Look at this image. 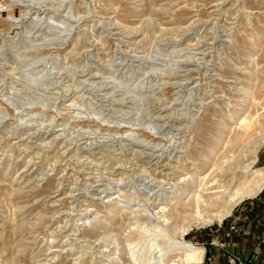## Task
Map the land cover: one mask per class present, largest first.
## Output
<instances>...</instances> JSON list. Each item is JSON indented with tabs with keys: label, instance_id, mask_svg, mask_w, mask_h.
I'll list each match as a JSON object with an SVG mask.
<instances>
[{
	"label": "rangeland",
	"instance_id": "rangeland-1",
	"mask_svg": "<svg viewBox=\"0 0 264 264\" xmlns=\"http://www.w3.org/2000/svg\"><path fill=\"white\" fill-rule=\"evenodd\" d=\"M263 170L264 0H0V264H199Z\"/></svg>",
	"mask_w": 264,
	"mask_h": 264
},
{
	"label": "crops",
	"instance_id": "crops-1",
	"mask_svg": "<svg viewBox=\"0 0 264 264\" xmlns=\"http://www.w3.org/2000/svg\"><path fill=\"white\" fill-rule=\"evenodd\" d=\"M199 264H264V196L238 206L222 224L199 236ZM236 256V261L229 259Z\"/></svg>",
	"mask_w": 264,
	"mask_h": 264
},
{
	"label": "bare ground",
	"instance_id": "bare-ground-1",
	"mask_svg": "<svg viewBox=\"0 0 264 264\" xmlns=\"http://www.w3.org/2000/svg\"><path fill=\"white\" fill-rule=\"evenodd\" d=\"M257 114V113H256ZM255 116V115H254ZM245 120V119H244ZM243 120V121H244ZM257 121V120H256ZM251 128V127H250ZM248 130H244L243 132H239L235 134V140L241 141L244 139V137L247 136ZM249 138V137H248ZM246 142V141H245ZM238 158V157H237ZM237 160V159H236ZM218 163V162H217ZM218 166V165H217ZM240 166V165H239ZM228 169V168H227ZM246 169V168H245ZM239 170V169H238ZM247 170V169H246ZM223 172V171H222ZM221 172V173H222ZM228 172V170H227ZM234 173V172H233ZM246 173V172H245ZM244 171L239 174L236 172L234 174V178L227 179L223 184L216 187L217 193L221 196L223 194H226V192L232 187L237 178L244 176ZM255 175V174H254ZM207 176V175H205ZM204 176V178H205ZM212 180V179H211ZM215 180V179H214ZM217 180V179H216ZM224 181V180H223ZM216 182V181H213ZM212 182V183H213ZM208 184V183H207ZM218 185V184H217ZM264 185V170L263 171H256V175L254 179H249L245 182H240L237 186H235L234 191L229 193V197L227 199L228 204H231L233 202H236L239 198L244 196H251L252 194L256 193L261 189V187ZM228 194V193H227ZM197 199L195 200V207L197 211H200V198L201 195H197ZM238 202V201H237ZM185 203V202H184ZM193 205V204H192ZM221 217V216H220ZM219 217V218H220ZM184 245L188 248V252L184 253V258L182 257L181 260H186L187 263L190 261H195L198 257L199 250L193 245L191 242H184Z\"/></svg>",
	"mask_w": 264,
	"mask_h": 264
},
{
	"label": "built area",
	"instance_id": "built-area-1",
	"mask_svg": "<svg viewBox=\"0 0 264 264\" xmlns=\"http://www.w3.org/2000/svg\"><path fill=\"white\" fill-rule=\"evenodd\" d=\"M236 256H234V257H231L229 260L231 261V262H235L236 261Z\"/></svg>",
	"mask_w": 264,
	"mask_h": 264
}]
</instances>
